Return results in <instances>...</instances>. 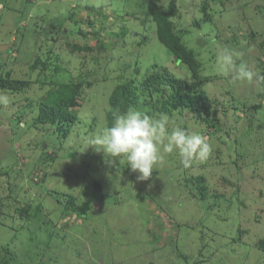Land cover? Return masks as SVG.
<instances>
[{
  "label": "rangeland",
  "instance_id": "obj_1",
  "mask_svg": "<svg viewBox=\"0 0 264 264\" xmlns=\"http://www.w3.org/2000/svg\"><path fill=\"white\" fill-rule=\"evenodd\" d=\"M149 1L0 0V78L23 81L0 90V264H264V89L233 84L216 63L228 48L264 74V0H174L210 113L166 114L207 138V160L163 154L141 181L124 157L86 145L113 121L116 85L131 82L136 100L120 113L158 117L170 89H148L149 74L194 82L158 40ZM79 78L68 132L39 121L48 92Z\"/></svg>",
  "mask_w": 264,
  "mask_h": 264
},
{
  "label": "clouds",
  "instance_id": "obj_2",
  "mask_svg": "<svg viewBox=\"0 0 264 264\" xmlns=\"http://www.w3.org/2000/svg\"><path fill=\"white\" fill-rule=\"evenodd\" d=\"M240 55L231 49H222L217 56V71L233 84L255 83L264 89V74L240 59ZM9 103L8 96L0 95V105ZM86 145H93L110 157H124L127 167L138 173L137 179L141 181L151 177L156 166L162 163L163 154H175L184 167H189L207 160L212 152V145L201 132L174 123L166 113L154 117L134 106L114 113L111 124L89 138Z\"/></svg>",
  "mask_w": 264,
  "mask_h": 264
},
{
  "label": "trees",
  "instance_id": "obj_3",
  "mask_svg": "<svg viewBox=\"0 0 264 264\" xmlns=\"http://www.w3.org/2000/svg\"><path fill=\"white\" fill-rule=\"evenodd\" d=\"M147 10L156 24V36L158 40L174 55L175 61L183 62L187 65L194 79V82H187L181 78L160 72L149 74L144 79V85L148 89L160 95L167 89H170L168 97L162 100V104L157 108V111L161 110V112L170 114L172 110L178 109V107H188L196 110L198 115L203 112L206 114L210 113V101L206 93L193 90L198 77V62L192 50L181 44L180 38L174 32L172 21L170 20V17L177 12L174 0H171L169 9H163L156 1L150 0ZM72 47L76 51L90 49L87 46H78L77 44L72 45ZM39 62L41 60L35 58L33 67L39 64ZM200 81L202 82L203 79L197 81V83L199 84ZM22 83V80L10 79L4 76L0 78V90L12 91ZM82 84V79L79 78L77 81L62 84L55 90L49 91L47 98L40 104L39 121L43 123H59V128L66 134L69 125H64V123L67 121L74 122L76 120L74 110L81 105L77 94ZM131 85V82L118 84L111 91L108 98L110 110L107 113V117L110 120L114 118V113L122 111L124 106H130L136 103Z\"/></svg>",
  "mask_w": 264,
  "mask_h": 264
}]
</instances>
